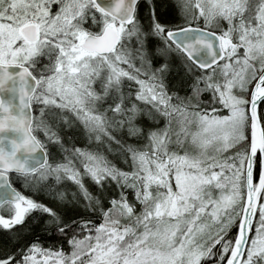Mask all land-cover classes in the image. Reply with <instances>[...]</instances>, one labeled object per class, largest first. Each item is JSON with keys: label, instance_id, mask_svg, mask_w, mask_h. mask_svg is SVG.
Segmentation results:
<instances>
[{"label": "snow or ice", "instance_id": "1", "mask_svg": "<svg viewBox=\"0 0 264 264\" xmlns=\"http://www.w3.org/2000/svg\"><path fill=\"white\" fill-rule=\"evenodd\" d=\"M0 264H264V0H0Z\"/></svg>", "mask_w": 264, "mask_h": 264}]
</instances>
